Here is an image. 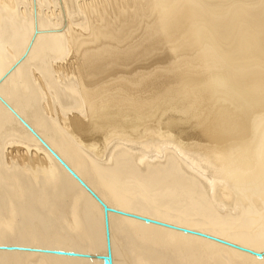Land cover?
<instances>
[{
    "label": "bare ground",
    "instance_id": "6f19581e",
    "mask_svg": "<svg viewBox=\"0 0 264 264\" xmlns=\"http://www.w3.org/2000/svg\"><path fill=\"white\" fill-rule=\"evenodd\" d=\"M50 2L0 0V96L108 205L263 253L264 217L254 214L264 210V0H65L83 12L80 28L61 27ZM180 122L203 125L207 142L180 141L171 131ZM182 197L194 211L163 203ZM109 220L114 264L136 259L120 228L130 222L185 254L200 243L257 257L134 217ZM161 241L147 240L146 255ZM1 246L102 262L107 251L103 207L0 100ZM63 256L0 248V264Z\"/></svg>",
    "mask_w": 264,
    "mask_h": 264
},
{
    "label": "rangeland",
    "instance_id": "374dc122",
    "mask_svg": "<svg viewBox=\"0 0 264 264\" xmlns=\"http://www.w3.org/2000/svg\"><path fill=\"white\" fill-rule=\"evenodd\" d=\"M79 1H81V0H79ZM62 2L64 3L65 0H57L56 5L53 2H50L49 4H51V5L48 4V7H49V9H51V11L48 8L46 9L47 6L44 8V11H45V9L48 10V12L47 11L46 12L51 15L52 9H54L56 13H55V15H52V17L55 16V17H53V20H55V19L57 20V19L61 18V20L63 22L61 24V27H64V25L66 23H68L69 21L71 22V20H72L74 22L73 25L74 26L76 25L75 27L80 28V26H77V24L80 23L79 21L83 20V17H84V14H82L83 12H81L78 9L77 4H76V7H74L75 4L73 6L71 5V7H68L69 4L67 5V2H65L66 4L65 3L63 4ZM66 5H67V8L65 7ZM21 8L24 9V7H21ZM30 8L34 13H39L38 10H39L40 6H38L37 4H35L34 6H32ZM69 8L71 11L70 10L68 11ZM73 9L76 11L74 12ZM77 9H78V11H77ZM54 10H53V12H54ZM71 13H72V15H70ZM56 15H58L57 18H56ZM62 18H64V19H62ZM69 58H70V55L68 56L67 59H69ZM65 62H66V60L61 61V63H65ZM63 71L64 70L62 69L61 72H63ZM182 124L184 125V127ZM176 127L178 129L173 128V129H171V131L174 135L178 136V139L182 142H192V141H199V140H200V142L201 141L207 142V140H205L206 139L205 137H203V140L199 139V138H202V136L206 134L204 132V126L203 125H194V123L185 124V123L180 122L177 124ZM160 140L163 141L162 138ZM164 143H171V142L167 138H165ZM179 144L181 147L178 146L176 143H174V147L177 150L188 151V152H195L196 151V149H193V148H191V149L186 148L183 143L182 144L179 143ZM10 150H12V152ZM9 151H8L7 157H9V159H10V156L15 155V150H13V148H9ZM184 159H188V158L184 157ZM180 194H183V192H181ZM180 196H183V195H180ZM179 199H180L179 201H173V200L166 201L165 200L163 203L167 204L166 206H168V211L172 212L173 214H181V212L187 208H188L187 209L188 212L194 211L191 208L189 209V206H190L189 204H184V202H183V201H185L184 197L179 198ZM186 201H190V199H187ZM158 208L163 210V208H160V207H158ZM192 215L193 216H199L197 213H192ZM254 215L257 217L258 216L264 217V210L260 209V210L256 211V213ZM218 216H220L218 220L223 219V216H221V215H218ZM243 218H244V216L236 219L235 222L233 223V225L231 226L232 227L231 229H239V228H241L240 226H245L243 224ZM211 220H212V218L210 217V221ZM223 220H225V219H223ZM132 223L133 222H130L129 224L128 223H121L120 228L122 229L123 234L125 236H127V238H129V241L132 242L136 251L138 249L136 259H133V261H134L133 264H173L172 263L173 261L165 258L166 257L165 253H167V252L176 254L179 259H175V260L179 264H227L228 261H230V264H264V255L260 259L258 257L250 256L249 254L239 255V254H234V253H230V252H226V251L225 252H222V251L216 252V250H214V251L210 250V252H207L205 245L200 244V243L196 244V247L194 248V250H192L193 253H186L185 254V253H183L181 247H179L178 245L170 243L166 239L167 236H165V237H157L154 235H152L150 237L146 236L145 234H142V232H140L139 229H137L135 227V225ZM147 240H155V242L158 240H162L161 242H157V244L162 248L161 250H159L160 254L155 253V254H151L150 256L146 255L144 247H145V243L147 242ZM69 246H72V245H69ZM111 246H112V250L114 252H117L119 255L120 248H119L118 244L114 241L111 243ZM130 246H131V243H130ZM54 248L55 247H52V246L47 247V249H54ZM151 249L153 251H155L154 249H156V248L153 247ZM105 254H107V251L103 255H105ZM48 255L50 257H52L53 253H48ZM86 258L87 259H76L75 257L63 256V259H60V260H61L62 264H104L101 259L92 260L89 257H86ZM49 260L53 262L55 259H49ZM116 260L119 262L118 264H130L125 259H117L116 258ZM33 264H42V263H41L40 259H36L33 261Z\"/></svg>",
    "mask_w": 264,
    "mask_h": 264
},
{
    "label": "water",
    "instance_id": "95a60500",
    "mask_svg": "<svg viewBox=\"0 0 264 264\" xmlns=\"http://www.w3.org/2000/svg\"><path fill=\"white\" fill-rule=\"evenodd\" d=\"M0 100L20 119V121L40 140V142L48 149V151L58 160L65 169L100 203V205L103 207L104 210V223H105V232H106V241H107V254L98 256L103 259L104 264H114L113 262V256H112V246H111V230H110V220H109V214L117 213L125 216L134 217L137 219L144 220L146 223H153L157 225H162L170 228H177L180 229L186 233H194L203 237H207L209 239L216 240L220 243L229 245L231 247H234L236 249L245 251L247 253H250L252 255L257 256L258 258H262L264 255V252L255 251L251 248L244 247L242 245H238L236 243H232L230 241H227L225 239L203 233L201 231H194L192 229H188L185 227H178L176 225H172L170 223H166L163 221H160L158 219H153L151 217H146L142 215H138L136 213H130L121 209H117L115 207H112L108 205L81 177L78 175V173L41 137V135L3 98L0 96ZM2 249H19V250H36V251H44L46 253H53L57 255H65L70 257H91L90 253H82L78 251H67L62 249H31V248H24L20 246H1Z\"/></svg>",
    "mask_w": 264,
    "mask_h": 264
}]
</instances>
